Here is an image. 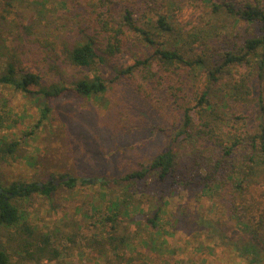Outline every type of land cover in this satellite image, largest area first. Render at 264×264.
Here are the masks:
<instances>
[{
  "label": "rangeland",
  "instance_id": "rangeland-1",
  "mask_svg": "<svg viewBox=\"0 0 264 264\" xmlns=\"http://www.w3.org/2000/svg\"><path fill=\"white\" fill-rule=\"evenodd\" d=\"M142 1L138 15L142 24L151 26L163 14L174 27L157 36L159 45L180 44L187 54L206 53L208 67L216 61V54L240 47L257 30L252 24L238 23L226 12H214L202 0H149L156 6L154 11ZM90 9L89 0H0V69L15 36L18 41L26 40L18 37L23 23L34 19L38 22L37 34L73 40L79 37L81 27L90 23ZM152 53L151 46L140 42L110 59L106 67H97L109 81L107 90L96 95L70 92L44 98L0 84V145L19 142L16 151L6 154L0 163V180L8 184L45 182L52 176L57 182L70 176L77 178L73 188L59 184L49 196L35 193L14 200L23 219L14 226L0 225V242L10 253L11 264H142L143 259L148 264H248L241 254L245 241L223 199L214 202L209 196L198 197L190 187L173 191L171 182L160 179L151 168V161L167 147L171 133L180 126L181 105L184 101L196 105L194 97L206 88L207 81L205 69L194 76L179 69L173 75L175 79L167 73L163 77L156 60L152 71L138 69L133 76L118 74L121 67ZM33 58L28 59V67L41 72L45 84L61 78L70 83L100 72L65 65L61 76L50 69L40 53ZM148 73L160 74L161 84ZM244 75L252 81L257 95L264 81L247 64L231 67L225 82ZM180 85L183 89L179 96L172 94L171 88ZM143 88L146 91H141ZM46 105L50 107L49 117L38 123ZM197 109L191 110L196 122ZM256 112L255 107L236 111L243 116L236 121L244 122L249 114L246 121L252 120L251 126H255ZM236 121L230 119L222 126L227 129ZM143 169H149L146 178L130 186L139 209H134L131 218L123 219L121 225L122 232L134 237L133 249L127 251L134 260L119 263L113 255L114 262L109 263L90 244L91 238L107 234L101 215L108 213L110 200L127 186L126 182L115 181ZM160 208L161 219L156 222L161 232L156 235L149 218ZM24 224L31 227L33 235L21 232ZM46 236L50 238L48 248L56 249L58 257L42 255L38 250Z\"/></svg>",
  "mask_w": 264,
  "mask_h": 264
},
{
  "label": "trees",
  "instance_id": "trees-1",
  "mask_svg": "<svg viewBox=\"0 0 264 264\" xmlns=\"http://www.w3.org/2000/svg\"><path fill=\"white\" fill-rule=\"evenodd\" d=\"M121 1L122 4L120 0H89L90 23L82 26L79 37L73 40L37 34L38 22L34 19L23 23V32L18 33V37H26V40L18 41L15 36L16 44L12 45L8 59L0 69V84L44 98L60 97L70 92L83 96L104 93L109 79L97 67H106L110 59L140 42L153 48L152 55L136 58L133 64L118 69V74L133 76L138 69L152 71L154 60L158 61V70L163 77L167 73L172 79L179 69H186L193 76L198 70L205 69L206 88L195 95L196 105L190 106L187 101L181 105L180 126L171 133L172 140L167 147L151 161V168L160 179L171 182L173 191L179 187H190L195 189L198 197L209 196L214 202L223 199L229 216L245 241L242 256L248 264H264V86L256 95L255 87L246 75L225 82L231 67L245 64L253 67L264 81V0H202L214 12H226L238 23H249L257 28L256 33L246 38L240 47L216 54L211 67H208L209 56L206 53L187 54L180 44L172 47L159 45L157 36L174 29L165 15H160L157 23L151 26L144 25L138 20L139 1L142 0ZM142 2L147 3L148 10H156L149 0ZM36 53H40L50 69L61 76L65 65L93 68L100 72L93 76L84 75L70 83L61 78L45 84L42 73L30 69L27 64ZM150 75L155 83L161 84L163 77H159L160 74ZM182 89L183 85L177 89L172 87L171 93L179 96ZM192 107L198 108L197 122L193 118ZM252 107L257 111L255 126H251L252 120L246 121L249 114L244 116V122L236 121L243 118L236 111ZM49 111L47 105L41 109L38 123L49 117ZM230 119L237 123L224 129L222 124L227 125ZM18 144V141H12L0 145V163L6 154L16 151ZM148 173L149 169L133 170L115 181L126 182L127 186L110 200L108 213L101 215L100 222L107 234H99L90 242L99 256L109 263L114 262L113 255L119 263L134 260L127 256V251L133 249L134 237L122 232L121 225L123 219L131 218L134 209H139L134 204L135 192L130 186L144 180ZM59 184L73 188L77 185V178L70 176L57 182L52 176L45 182L13 181L8 184L0 180V225L14 226L23 219L19 205L14 202L16 198L30 197L35 193L49 196ZM162 210L160 208L149 218V223L156 227V235L161 232L156 221L161 219L159 214ZM21 232L30 236L34 234L26 224ZM42 241L44 244L38 245L40 253L58 257L59 252L47 246L50 244L49 236L42 237ZM0 264H11L10 253L1 242ZM142 264H148L147 260L143 259Z\"/></svg>",
  "mask_w": 264,
  "mask_h": 264
}]
</instances>
